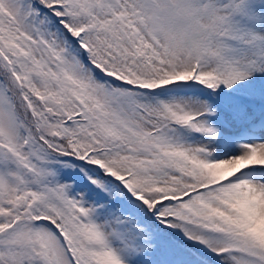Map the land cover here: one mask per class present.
<instances>
[{"label": "snow or ice", "instance_id": "obj_1", "mask_svg": "<svg viewBox=\"0 0 264 264\" xmlns=\"http://www.w3.org/2000/svg\"><path fill=\"white\" fill-rule=\"evenodd\" d=\"M0 264H264V0H0Z\"/></svg>", "mask_w": 264, "mask_h": 264}]
</instances>
